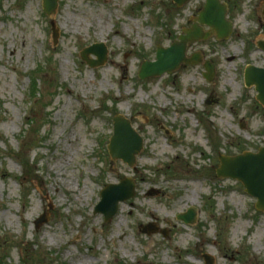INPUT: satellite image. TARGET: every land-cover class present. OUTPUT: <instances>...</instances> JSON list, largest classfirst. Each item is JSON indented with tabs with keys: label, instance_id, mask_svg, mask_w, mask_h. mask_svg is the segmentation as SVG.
Returning <instances> with one entry per match:
<instances>
[{
	"label": "rangeland",
	"instance_id": "1",
	"mask_svg": "<svg viewBox=\"0 0 264 264\" xmlns=\"http://www.w3.org/2000/svg\"><path fill=\"white\" fill-rule=\"evenodd\" d=\"M220 1L227 38L190 41L201 62L141 79L205 0H58L51 16L42 0H0V264H264V212L217 175L220 155L264 145V106L244 83L264 65V0ZM96 43L108 56L90 67L81 52ZM118 114L143 139L133 166L108 152ZM124 178L133 195L104 221L100 191Z\"/></svg>",
	"mask_w": 264,
	"mask_h": 264
},
{
	"label": "water",
	"instance_id": "2",
	"mask_svg": "<svg viewBox=\"0 0 264 264\" xmlns=\"http://www.w3.org/2000/svg\"><path fill=\"white\" fill-rule=\"evenodd\" d=\"M187 0H174L181 6ZM206 3L200 11L197 22L191 27L184 30L177 41L168 47L158 46L154 61H143L138 76L141 79L159 76L164 73H172L182 63L193 64L201 61L199 54L187 57L186 47L188 42L199 39H207L215 33L218 38H227L231 32L232 23L225 18L227 4L221 3L220 0H205ZM58 0H42L43 11L51 16L56 10ZM200 24L209 26V30L203 31ZM52 37L54 42L57 37V29L54 21L51 20ZM260 49L264 51V41L257 42ZM89 54L96 56V59H90ZM108 50L103 43H96L86 47L81 52V58L86 60L91 67L100 66L107 59ZM206 72L204 76L211 81L214 76V65L209 61L204 62ZM246 85H254L257 99L264 105V67L248 66L245 71ZM109 155L112 159H121L129 166L135 163L136 155L142 149V137L132 126L130 120L120 114L113 118V134L110 137L107 146ZM220 165L217 169L219 177H231L242 182L245 191L256 197L255 207L264 211V146L257 152L244 151L234 156H219ZM134 183L130 178H124L118 184L107 185L100 192V200L95 206V213H101L104 221H109L117 212L119 201H125L133 195ZM196 211L189 208L185 213L179 214L178 219L185 223L195 221ZM48 220L46 213L42 214L35 220V227H39ZM143 232L154 233L158 228L148 224L141 226ZM163 234L165 231H161ZM207 264H213V259L207 257Z\"/></svg>",
	"mask_w": 264,
	"mask_h": 264
},
{
	"label": "trees",
	"instance_id": "3",
	"mask_svg": "<svg viewBox=\"0 0 264 264\" xmlns=\"http://www.w3.org/2000/svg\"><path fill=\"white\" fill-rule=\"evenodd\" d=\"M34 84H35V83H33V86H34ZM21 264H26V261H25V260H23Z\"/></svg>",
	"mask_w": 264,
	"mask_h": 264
}]
</instances>
